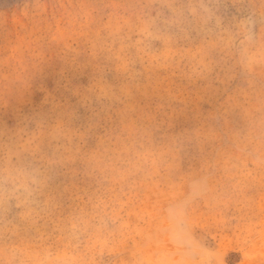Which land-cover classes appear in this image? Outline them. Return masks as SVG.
Here are the masks:
<instances>
[{
  "label": "rangeland",
  "instance_id": "374dc122",
  "mask_svg": "<svg viewBox=\"0 0 264 264\" xmlns=\"http://www.w3.org/2000/svg\"><path fill=\"white\" fill-rule=\"evenodd\" d=\"M0 264H264V0H0Z\"/></svg>",
  "mask_w": 264,
  "mask_h": 264
}]
</instances>
